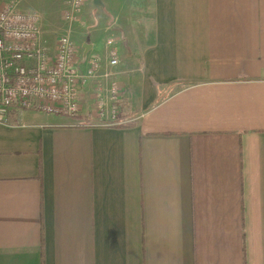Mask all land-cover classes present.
<instances>
[{"label":"crops","instance_id":"crops-1","mask_svg":"<svg viewBox=\"0 0 264 264\" xmlns=\"http://www.w3.org/2000/svg\"><path fill=\"white\" fill-rule=\"evenodd\" d=\"M153 4L131 125L0 122V264H264V0Z\"/></svg>","mask_w":264,"mask_h":264},{"label":"built area","instance_id":"built-area-1","mask_svg":"<svg viewBox=\"0 0 264 264\" xmlns=\"http://www.w3.org/2000/svg\"><path fill=\"white\" fill-rule=\"evenodd\" d=\"M83 2L70 0L65 17L78 16ZM39 16L13 3L0 8V122H6L13 110L80 117L82 89L98 79V121L121 124L124 105L121 83L115 79L120 64L116 40L105 41L106 56L92 51L83 55L70 34L49 40Z\"/></svg>","mask_w":264,"mask_h":264},{"label":"rangeland","instance_id":"rangeland-1","mask_svg":"<svg viewBox=\"0 0 264 264\" xmlns=\"http://www.w3.org/2000/svg\"><path fill=\"white\" fill-rule=\"evenodd\" d=\"M92 1L84 0L77 12L79 15L72 20L65 17L70 10V0H0V8L13 3L22 11L38 13L42 31L49 40H56L65 33L70 34L83 55L85 45L91 44L88 53L93 54V46L101 50L106 40L114 38L123 63V70L117 68L121 72L115 75V79L121 81L122 90L125 87V100L133 101L139 95L140 80L134 79L132 89L130 76L133 73L130 72L136 69L134 66L137 64L131 61L137 60L138 53L147 44L153 21V0H102L103 4L98 7ZM96 80H91L88 86L95 87Z\"/></svg>","mask_w":264,"mask_h":264},{"label":"water","instance_id":"water-1","mask_svg":"<svg viewBox=\"0 0 264 264\" xmlns=\"http://www.w3.org/2000/svg\"><path fill=\"white\" fill-rule=\"evenodd\" d=\"M92 3H94V5L96 7H98V6L103 4L102 0H93ZM85 46H86V48H85V54H86L88 52V49L91 48V44H88V45H85Z\"/></svg>","mask_w":264,"mask_h":264},{"label":"trees","instance_id":"trees-1","mask_svg":"<svg viewBox=\"0 0 264 264\" xmlns=\"http://www.w3.org/2000/svg\"><path fill=\"white\" fill-rule=\"evenodd\" d=\"M124 125L128 126V125H131V124H120V125L118 124V126H124Z\"/></svg>","mask_w":264,"mask_h":264}]
</instances>
